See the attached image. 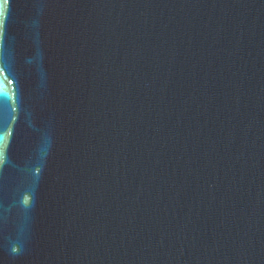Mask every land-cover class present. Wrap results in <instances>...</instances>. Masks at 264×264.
<instances>
[{
    "label": "water",
    "instance_id": "95a60500",
    "mask_svg": "<svg viewBox=\"0 0 264 264\" xmlns=\"http://www.w3.org/2000/svg\"><path fill=\"white\" fill-rule=\"evenodd\" d=\"M0 264H264V0H0Z\"/></svg>",
    "mask_w": 264,
    "mask_h": 264
}]
</instances>
